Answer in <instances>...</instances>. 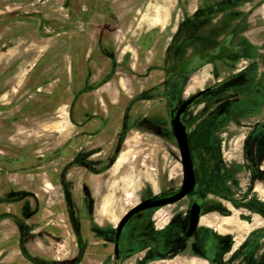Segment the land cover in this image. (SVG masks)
Returning <instances> with one entry per match:
<instances>
[{"label":"rangeland","instance_id":"1","mask_svg":"<svg viewBox=\"0 0 264 264\" xmlns=\"http://www.w3.org/2000/svg\"><path fill=\"white\" fill-rule=\"evenodd\" d=\"M174 42L179 61L238 51L166 80ZM208 88L183 117L195 193L136 216L116 260L122 218L182 186L170 112ZM263 123L264 0H0V264H180L199 200L260 227L247 204H264ZM147 217L167 229L162 254L130 236Z\"/></svg>","mask_w":264,"mask_h":264},{"label":"flooded vegetation","instance_id":"2","mask_svg":"<svg viewBox=\"0 0 264 264\" xmlns=\"http://www.w3.org/2000/svg\"><path fill=\"white\" fill-rule=\"evenodd\" d=\"M44 62L50 63V59H44ZM261 132L264 134V123L261 125ZM246 156L252 167L256 168L257 165L252 156V149L246 151ZM197 202L202 203V212L200 223L192 238L187 239L185 237L189 228L190 211L189 218L180 219V238L183 239L182 241L180 240V247L178 248L180 264H200L202 261L205 264H264V204L259 205L253 201H249L247 204L248 209L253 211V213H259L263 217L261 223H257L260 227L249 231L247 226L255 224L254 218L247 216L232 218L228 216L227 212L223 211V208L218 203H211L209 207H206L204 201L199 200ZM158 210L160 209L146 212L155 213ZM207 214H218L221 217L202 218ZM147 218L149 223L146 225L143 235L131 238L136 240L133 241L134 243L139 241L145 244L150 252L152 251L156 255L162 254V247L166 245V239H168L167 231H164L167 229L162 231L155 230L151 225V217ZM146 219L139 223L145 222ZM206 222L208 223L203 224ZM184 226H187V228L184 229ZM121 245L119 258L115 254L116 260H120Z\"/></svg>","mask_w":264,"mask_h":264},{"label":"water","instance_id":"3","mask_svg":"<svg viewBox=\"0 0 264 264\" xmlns=\"http://www.w3.org/2000/svg\"><path fill=\"white\" fill-rule=\"evenodd\" d=\"M211 88L203 90L192 97L183 100L170 112V124L173 131V135L177 141L181 155V163L183 167V183L180 189L173 193H164L159 196H154L147 200H144L132 210H130L120 221L115 238V254L117 258L120 255V245L122 241V235L126 226L134 219L137 215L146 212L148 210L161 209L163 207L173 205L184 199L185 197L192 195L196 191L197 177L195 170V155L190 142V135L187 125L184 122V115L190 107L195 105L200 99L211 92ZM202 212V203L194 202L190 209V222L189 228L185 235L187 239L192 238L198 225L200 223Z\"/></svg>","mask_w":264,"mask_h":264},{"label":"trees","instance_id":"4","mask_svg":"<svg viewBox=\"0 0 264 264\" xmlns=\"http://www.w3.org/2000/svg\"><path fill=\"white\" fill-rule=\"evenodd\" d=\"M235 1H243V0H235ZM228 3H232V1H228ZM200 12L201 11H197V13L192 18L198 17ZM181 28L182 27H180V30L177 35H179V33L181 34ZM175 45L176 43L174 42V44H172V47L167 52L168 58L166 61V67L164 69L166 80H170L178 75L189 74L190 72L207 64H213L217 61H221L224 59H231L238 51L237 48H234L228 45L226 42H224L218 45L215 49L212 50L202 49L196 54H194L192 57L187 59H182L179 61L172 58L174 54L173 50L175 49L174 48ZM187 128L189 131L191 128V124H188ZM71 219L72 221L74 220L73 216L71 217ZM148 223H149L148 218L143 223L136 222L133 227L134 230L130 232V236L136 237L137 235L139 236L143 235L144 229Z\"/></svg>","mask_w":264,"mask_h":264},{"label":"crops","instance_id":"5","mask_svg":"<svg viewBox=\"0 0 264 264\" xmlns=\"http://www.w3.org/2000/svg\"><path fill=\"white\" fill-rule=\"evenodd\" d=\"M202 218H205L204 216L202 217ZM208 222H206V223H203V224H207Z\"/></svg>","mask_w":264,"mask_h":264},{"label":"bare ground","instance_id":"6","mask_svg":"<svg viewBox=\"0 0 264 264\" xmlns=\"http://www.w3.org/2000/svg\"><path fill=\"white\" fill-rule=\"evenodd\" d=\"M161 24V23H160ZM160 24H159V26H160Z\"/></svg>","mask_w":264,"mask_h":264}]
</instances>
